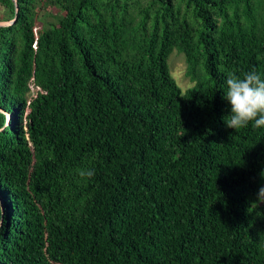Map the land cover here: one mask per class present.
I'll use <instances>...</instances> for the list:
<instances>
[{
  "label": "trees",
  "instance_id": "trees-1",
  "mask_svg": "<svg viewBox=\"0 0 264 264\" xmlns=\"http://www.w3.org/2000/svg\"><path fill=\"white\" fill-rule=\"evenodd\" d=\"M17 5L0 27V264H264V128L223 120L227 74L264 76V0Z\"/></svg>",
  "mask_w": 264,
  "mask_h": 264
},
{
  "label": "clouds",
  "instance_id": "clouds-1",
  "mask_svg": "<svg viewBox=\"0 0 264 264\" xmlns=\"http://www.w3.org/2000/svg\"><path fill=\"white\" fill-rule=\"evenodd\" d=\"M226 90L223 98L230 105V114L223 117L226 127L238 131L249 126L264 128V76L255 69L237 75L229 72L226 78ZM78 175L90 179L92 169H79ZM264 178V171L260 173ZM257 202L264 203V186L257 192Z\"/></svg>",
  "mask_w": 264,
  "mask_h": 264
},
{
  "label": "rangeland",
  "instance_id": "rangeland-1",
  "mask_svg": "<svg viewBox=\"0 0 264 264\" xmlns=\"http://www.w3.org/2000/svg\"><path fill=\"white\" fill-rule=\"evenodd\" d=\"M3 19V10L0 7V20ZM168 67L171 76L174 78L182 92H185L188 88L192 87L193 84L185 77V61L181 54L174 51L168 60Z\"/></svg>",
  "mask_w": 264,
  "mask_h": 264
},
{
  "label": "water",
  "instance_id": "water-1",
  "mask_svg": "<svg viewBox=\"0 0 264 264\" xmlns=\"http://www.w3.org/2000/svg\"><path fill=\"white\" fill-rule=\"evenodd\" d=\"M12 1L14 3V6H15V16H14L13 20H11L9 22H0V27L9 26L16 20L17 12H18L17 0H12ZM8 119H9V116H7V122H8ZM7 122H6V124H7Z\"/></svg>",
  "mask_w": 264,
  "mask_h": 264
}]
</instances>
